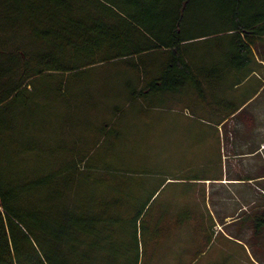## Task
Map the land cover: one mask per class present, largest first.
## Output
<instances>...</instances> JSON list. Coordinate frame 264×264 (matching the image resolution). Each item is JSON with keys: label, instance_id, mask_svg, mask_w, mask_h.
<instances>
[{"label": "trees", "instance_id": "16d2710c", "mask_svg": "<svg viewBox=\"0 0 264 264\" xmlns=\"http://www.w3.org/2000/svg\"><path fill=\"white\" fill-rule=\"evenodd\" d=\"M257 1L264 9V0ZM113 6L108 0H0V264H195L203 250L197 231H190L184 255L180 228L203 223L204 201L157 203L164 182L158 169L132 164V156L112 166L94 158L91 147L108 135V117L124 105L140 100V115L164 110L169 94L196 81L199 70L207 80L230 66L240 82L257 64L252 47L264 36V13L238 16L225 30L229 40L214 46L216 58L204 62L189 45L206 34L182 35L178 19L155 32ZM107 62L128 75V93L122 107L83 129L81 111L91 106L70 92L86 95L92 87L86 70ZM74 126L83 134L75 135ZM115 135L108 142L113 147ZM165 255L189 261H165Z\"/></svg>", "mask_w": 264, "mask_h": 264}, {"label": "crops", "instance_id": "0c3cea01", "mask_svg": "<svg viewBox=\"0 0 264 264\" xmlns=\"http://www.w3.org/2000/svg\"><path fill=\"white\" fill-rule=\"evenodd\" d=\"M252 50L257 64L240 82L230 66L207 80L199 70L196 81L169 94L181 108L167 102L144 125L162 153L150 165L164 178L156 194L204 201L203 223L180 228L184 255L189 232L197 231L203 250L195 264L213 247L209 264H264V36Z\"/></svg>", "mask_w": 264, "mask_h": 264}, {"label": "rangeland", "instance_id": "374dc122", "mask_svg": "<svg viewBox=\"0 0 264 264\" xmlns=\"http://www.w3.org/2000/svg\"><path fill=\"white\" fill-rule=\"evenodd\" d=\"M108 1L114 5L113 7H115L116 10L122 13H130L134 15L137 20H143L146 25L152 28L155 32L158 31L161 33L163 26L167 27L168 25L166 24L178 19V21L181 22L182 35L206 34L204 36L195 38L192 40L193 42H190L191 44L189 45L190 47L199 49L201 53H203L201 58H203L204 62H208L216 58L217 52L213 53L215 49L214 46L221 45L225 41L229 40L231 37V34H229L230 31L225 30L236 25V19L238 16H242L243 20H246L250 17L255 18L262 12L264 13V9L260 7L257 0H250L242 3V5L238 4V2L235 0H188L185 2H181L182 0ZM251 7L254 8L251 9ZM257 9L262 10L260 12H256ZM128 34H134L138 36L139 32H132L131 30L128 32ZM131 48H135V46L133 45ZM204 55H208L211 58H208V56ZM157 56H160V54H157ZM85 57L86 56L81 57V60L78 59L79 62H84L87 59ZM118 67H120V64L118 63L107 62L104 64L102 63V65L97 66V68L86 70L87 72L85 74L92 81V87L87 90L89 92L86 93V95H83L81 94L82 90H71L70 94L72 93V97L75 101V93L78 91L77 101L89 103L84 104V107L88 105L91 106L90 108L86 107V109L81 111L83 114L81 118L84 119L83 129L90 127L91 124L87 125L86 123H88V121L90 122L91 119L95 121L94 118L96 116L106 113L108 114V112H113L114 110H118L123 106L118 103L125 100L126 91L128 93L129 90L127 84L128 81L126 80L130 79H128V75L123 71H117L116 69ZM91 100L94 101V104H91ZM138 102H140V100L137 101V99H133L129 104L124 105L120 112H118L117 116L112 117V115L109 114L110 116L108 119L110 121V126L107 128H111L107 133L108 135L106 136L105 134L99 138V143L91 147L92 149L90 151V154L94 151V154L98 153L97 157H94H99L98 161H104L106 164L108 163L112 166H116L119 164V162L122 164L125 163V161H127L132 156V164L136 163L139 166H150L151 163L156 162L158 155L161 156L162 153L157 152V147L153 149L150 145L147 132L143 133V131H145L144 125L147 124V115L136 114L135 110L136 104ZM179 103L180 102H173V100L170 101V104L174 105V107L177 109L181 108ZM160 110L162 111L163 109L158 108L155 111ZM72 122L74 123V118ZM74 128H76V126H74ZM79 130L82 129L76 128L74 134L77 136L83 134L80 133ZM114 135L117 136L119 138L118 141H120L118 142L115 140L117 144V146L115 145L116 147H113L108 143ZM85 145L87 147L91 144L85 142ZM110 150L118 151L120 157H116L117 153L115 155H111V152L107 153V151ZM58 151L61 150L58 148ZM163 156L162 159H164ZM154 179L155 178L151 176L147 180L148 182L149 180L154 182ZM163 195L165 194L161 193V195L157 198V203L161 201L160 199H163ZM214 249L215 248L213 247L211 255L213 254V251H215ZM211 255L210 253L204 255L201 258V264H209L212 262L209 260L214 259ZM167 257L168 258L163 257V259H173L172 255ZM179 258H182V256L177 257L176 259ZM242 259H244L243 256Z\"/></svg>", "mask_w": 264, "mask_h": 264}]
</instances>
